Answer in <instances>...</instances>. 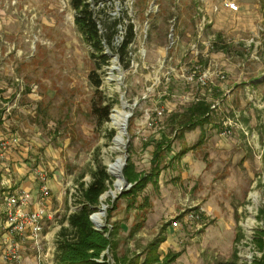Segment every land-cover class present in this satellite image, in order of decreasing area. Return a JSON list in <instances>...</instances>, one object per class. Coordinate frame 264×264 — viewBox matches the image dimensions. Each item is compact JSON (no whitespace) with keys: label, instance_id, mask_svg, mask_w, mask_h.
<instances>
[{"label":"rangeland","instance_id":"obj_1","mask_svg":"<svg viewBox=\"0 0 264 264\" xmlns=\"http://www.w3.org/2000/svg\"><path fill=\"white\" fill-rule=\"evenodd\" d=\"M198 1L209 14L220 2L179 0L177 29L181 41L168 52L167 34L177 0H93L91 9L101 35L116 32L113 48L104 46L108 64L97 71L102 85L96 94L88 79L96 60L74 23L76 13L69 0H0V90L5 92L4 100L11 102L5 107V125L0 130V144L8 145L5 151L0 146V174L13 164L7 151L12 148L11 154L21 157L12 147L13 138L20 144L26 140L22 124L15 122L28 117L16 113L19 118L15 119L13 113L17 111L13 107L15 96L21 91L17 83L22 81L20 104L28 103L33 96L44 108L41 115L46 121L39 125L44 138L51 140L59 154L55 170L61 172L63 191L73 211L77 208V184L91 181L96 159L106 167L112 184L95 211L103 212L107 223L115 228L114 234H121L120 227H147L146 233L162 240L161 229L166 227L163 233L175 250L168 249L166 254L182 253V261L172 264H246L255 259L264 264V253L259 252L256 243L258 235L264 233V219H258L259 211L264 209V0H235L238 12H245L242 4L251 11L243 17L218 16L206 31V37L215 38L211 59L225 76L215 84H232L228 89L216 88L213 93L215 99L223 98L224 102L203 128V145L180 158L189 153L193 164L203 165V176L185 163L172 160L181 148L197 144L202 134L199 127L182 130L181 118H173L191 105V95L196 96L195 88L180 80L179 69L192 59L191 55L183 57V53L195 40L193 15ZM129 25L135 39L122 57L121 40ZM254 34L261 43L257 49L254 44H246L250 39L233 38ZM207 63L208 59L201 58V68ZM93 100L102 101L100 106L111 104L110 114L121 102L126 103L130 118L122 153L110 151L118 131L111 126L110 115L107 122L98 124L92 114ZM156 111L161 112L157 119ZM161 139L170 142L172 153L164 155L159 189L148 185L135 200L118 199L119 193L129 190L122 185L111 195L116 178L109 172V165L119 157L125 164L130 158L138 172L148 174L156 140ZM186 197L187 206L182 207ZM114 202L115 209L111 210ZM205 207L215 211L217 219L204 217L205 225L199 231L193 223H184L180 230L171 227L181 210L205 215ZM63 215L58 216L60 220ZM47 229L51 230L50 224ZM128 234L126 231L120 235L114 255L117 259L125 257L121 264H140L142 255L137 253L145 248L126 244ZM41 241L26 247L27 258L33 264H51V241Z\"/></svg>","mask_w":264,"mask_h":264},{"label":"trees","instance_id":"obj_2","mask_svg":"<svg viewBox=\"0 0 264 264\" xmlns=\"http://www.w3.org/2000/svg\"><path fill=\"white\" fill-rule=\"evenodd\" d=\"M71 8L75 11L76 16L74 23L78 31L83 36L84 41L91 46L93 53L91 57L96 60L95 70L90 72L88 79L91 86L98 94L99 88L102 85V80L97 75V71L102 66L108 64V57L104 54V46L112 47L115 31L112 35H101L98 29V23L95 21L93 11L89 1L93 0H69ZM96 3L110 0H94ZM115 28V27H114ZM135 35L132 25H129L125 35L122 38L120 52L126 56L128 47L134 42ZM128 67V64L125 66ZM102 105V101L93 100L92 114L96 116L99 125L109 120L110 105ZM210 105L206 102H199L191 104L185 112L179 116H174V119L180 117L179 122L182 130L192 131L196 127L201 130V138L198 143L190 148H181L180 152L172 157V160H179L187 152L194 150L203 143L202 136L204 135L203 128L209 124ZM173 121V119H172ZM183 132V131H182ZM114 132H110L112 136ZM147 145V144H146ZM172 153L170 142L157 141L155 143L154 151L151 157V170L148 174L138 173L134 163L129 158L126 161L123 170V177L131 188L123 192L118 199L125 198L127 200H135L140 192H143L148 185H151L155 190L158 188L159 176L161 174V163L164 155L168 156ZM91 181L86 183L77 184V208L75 211L64 215L61 222H66L68 227L62 226L57 242L54 261L55 264H108L106 257H102L104 251L109 249L115 264H121L124 261L118 260L114 255L115 244L112 242L114 232H109L108 236L105 234L107 229L97 231L94 229L90 221V215L97 209L100 203V197L107 191L108 186L112 184V179L106 171V167L98 160L95 159V169L90 172ZM84 176L80 177L82 180ZM117 199V200H118ZM116 202V200H115ZM115 202L112 204V209H115ZM131 204H134L133 202ZM261 217H264V209L260 212ZM259 237L256 238L258 250L264 253V233L261 232ZM160 241L152 243L148 247V252L142 264H172L178 258V254H168L163 260L157 253ZM101 260V261H100ZM126 264V263H125ZM128 264V263H127ZM217 264H236L235 261L219 262ZM253 264H263L261 259H255Z\"/></svg>","mask_w":264,"mask_h":264},{"label":"crops","instance_id":"obj_3","mask_svg":"<svg viewBox=\"0 0 264 264\" xmlns=\"http://www.w3.org/2000/svg\"><path fill=\"white\" fill-rule=\"evenodd\" d=\"M216 6H218V5H216ZM247 6H248L247 4L241 5V10L245 11L243 13L241 11H240L241 13L240 12L233 13V12L229 11L228 9H224L223 7H221V8H219L217 13L209 14L210 11H208L207 16H209L211 18L212 22H213V19L215 20L216 17H218V16H220V18H223V17L224 18H228V17H235L236 18V16L243 17V16H246L247 13H249L251 11V10L247 11V9H248ZM233 38L234 39L240 38L243 40L250 39L249 41H246V44L247 45L248 44L249 45L254 44L255 49H257V47L261 45V43L259 42L260 39H258L259 36L257 34H254L253 36L247 37V38H242L241 35H234ZM255 39L257 41L253 42ZM256 81H257V79L252 81L251 83L256 82ZM231 84H232L231 81H222V83H220V84L216 83L214 86H212L210 88L209 92L207 91L209 94L207 93V94H205V97H203L202 102H206L210 105V110H209L210 118L212 117L213 112L218 110L219 105L222 102H224L223 98L222 99H220V98L215 99L214 98L213 93L216 91V88L228 89L231 86ZM17 86L20 87L21 91L19 94L18 93L16 94L15 100L13 102L14 105L13 104L12 105L14 108L17 109L18 112L13 111V113L14 114L17 113L18 116H19V114H21V115L23 114L22 116H27L29 119V120L28 119L26 120V118L21 117V119L19 121L15 122V124H18V123L22 124L21 130L25 133L24 136H25L26 140H23V142L21 144L19 143V140L17 138H13V140H12V142L15 143L14 145L12 144L13 145L12 147L16 148L15 150L19 151L18 154L21 157L16 156V154H11L12 148L9 151H7L8 154L10 155V161L13 164L9 168L4 169V171H5V172H3L4 174H0V177L2 178L0 181V194L1 195L5 194V193L16 194V193L22 192V191L29 192L31 194L32 199H31L28 210H30V211L38 210L40 208V206L38 205V199L40 196V189H39L40 185H39V183H38V181L34 175V169H38V170L43 171L47 174V177H48L47 187L50 191V196L46 200V202L44 203V206H43V208L45 210V213L43 216V222H44L45 229H44L43 235L41 236V239H42L41 242H44V241L50 242L51 241V264H55L54 257H55V252H56V246H57L56 242H57L58 234H59L62 226H64V228L68 227L66 222H63V224H62V222L58 216L62 212L64 213V215H68L69 213L73 212L74 208H71L70 199L68 197H66V195L63 191V181H62V177H61V172L60 171L58 172L55 170L59 164V162L57 161L59 159V154H58L57 150L51 146V140L48 138L47 139L44 138L45 135L43 132V128L39 125L41 123H44L43 122L44 120L46 121V118L41 115V109H44L41 106V101L38 102L37 99L33 98V96H32V97L28 98V100H29L28 103L21 105L20 104L22 101V97H21L22 88H21V86H23V88H24L22 81L19 84L17 83ZM232 88L233 87H231L230 89H232ZM4 94H5V92L3 90H0V130L5 125V122H4L5 107H7V105L9 103H11V102H7L4 100L5 99ZM226 94H228V91H226ZM250 97L252 98L253 96H250ZM215 105H216V107L214 109L211 108L212 106H215ZM17 114L15 116V119L19 118L17 116ZM156 141H158V140H156ZM204 142H205V139L203 140V143ZM203 143H202V145H203ZM199 147H197L195 149H198ZM195 149L189 151V153L195 151ZM189 153L187 154L188 156L186 158H184L183 160H180V159L175 160L176 163H182L183 162L186 165H188L189 167H191L192 172H197L198 174L201 173V176H203L202 175V173L204 172V170L202 169L203 165H199L198 163L193 164L191 162V157L189 156ZM2 166L5 167L6 165L2 164ZM134 166H135V164H134ZM160 167L162 169L161 170V173H162L164 171L165 167H163L162 165H160ZM135 168H136V166H135ZM204 168H205V166H204ZM150 170H151V161H150ZM51 172L53 173L52 178H51ZM138 173H141V172H138ZM144 174H147V173H144ZM183 175L184 174H182V178H184ZM198 177H199V175H198ZM159 179H160V176H159ZM159 187H160V181H158V188L156 190H158ZM187 203H188V197L184 198V203H182L181 206L186 207ZM62 205H64L65 209H67L69 207V210L68 211H66L65 209L63 210ZM205 208H206V209H204L205 215H202L199 221H195L193 223L194 225H197L196 228L198 231L201 228H203L201 226L205 225L203 223L204 217L206 218V217L212 216V218L217 219V217H216L217 214H215V211H213L209 207H205ZM3 210H4V205L0 201V218H1V214H2ZM184 210L185 209L181 210L177 216L182 215ZM262 210L263 209H261L259 211V214H258L259 220L264 219V217H261V215H260V212ZM106 223H107V221H106ZM48 224L51 225V230H49V231H47L48 230L47 229ZM107 226L110 227L111 230L114 232L115 228L112 225L107 223ZM120 228L122 231V232L120 231V233H121L120 235H124L126 231L129 232V234L127 235V238L125 239L126 244H129V246L133 247V248H136V247L145 248V251L137 253L138 255L139 254L142 255L140 257V261H141L140 264H142L143 261L145 260V258L147 256V252H148L147 249H148L149 245H151L152 243L160 241V244H159V247L157 250V253L160 257V261L163 260L168 254H170V252L166 254L168 249L174 250L173 245L168 243L167 235L165 233H163V231L166 227H162V229H161L162 230V236H163L162 240H159V238H157L153 233H151L152 235L151 234L149 235V233H146L147 227H143V228H140V227H135V228L134 227H120ZM153 229L156 230V227H154ZM178 230H180V229H178ZM181 232L183 234V231H181ZM120 235L119 234L113 235L112 242L115 244V249L117 247L116 242L119 241ZM158 235H159V233H158ZM30 244L32 247H34V245L31 241H27V242L22 244L21 253H22L23 264H33V261L30 260L29 258H27V254L25 253L26 247ZM174 254L175 255L178 254V258L175 260V262L177 261V263H178L181 260L180 258L182 256V253L176 251ZM124 258L125 257H123L122 259H118V260H120L122 262L125 260Z\"/></svg>","mask_w":264,"mask_h":264},{"label":"built area","instance_id":"obj_4","mask_svg":"<svg viewBox=\"0 0 264 264\" xmlns=\"http://www.w3.org/2000/svg\"><path fill=\"white\" fill-rule=\"evenodd\" d=\"M89 2L91 5V1ZM178 6L179 0H177L172 7L174 14L170 20V27L167 34L166 51L168 52L176 49L181 41L177 29ZM221 7L228 9L233 13L239 11V6L235 0H220L219 5L213 7V12L217 13ZM193 20L195 22V40L183 53V57L191 55L192 59L187 63L183 62V66L179 69V77L180 80L195 88L196 96L191 95L192 98L190 103L196 104L203 101L201 98L205 97L206 92L215 85L217 79L224 80L225 76L218 70L217 65H215L211 59L210 51L212 50V42L215 38L213 36L206 37V31L212 24V20L207 16V10L201 5L200 1L195 7ZM205 38L207 39L206 41ZM200 46L204 48L200 49ZM201 58L208 59L205 68H201ZM188 64H191L192 67L187 68ZM215 107L216 106H212L211 108L214 109ZM160 116L161 112L156 111L155 119ZM228 133L230 132L224 131V134ZM0 146L1 150L5 151L8 145L2 143ZM34 175L40 185V196L38 199V205L40 208L38 210H28L32 199L29 192L22 191L16 194L5 193L0 196V201L4 205V210L2 211L0 218V264H23L21 255L22 244L31 241L34 245H38L44 232L43 216L45 210L43 206L50 196V191L47 187L48 177L45 172L38 169H34ZM131 186L132 185L129 184L126 189H130ZM103 208H105V206H103ZM99 213L100 211H94L89 217L90 221L92 222L94 229L97 231L107 229L108 232L105 235L108 236L109 232L112 230L107 226L105 216L99 215ZM201 216V211L187 209L183 211L182 215L171 221L170 225L173 229H180L184 223L192 224L195 221H199ZM104 256L106 257V263L115 264L109 249L103 252L102 257ZM246 264H253V262L249 260Z\"/></svg>","mask_w":264,"mask_h":264},{"label":"bare ground","instance_id":"obj_5","mask_svg":"<svg viewBox=\"0 0 264 264\" xmlns=\"http://www.w3.org/2000/svg\"><path fill=\"white\" fill-rule=\"evenodd\" d=\"M126 110V103L121 102L120 106L116 107L110 115L111 126L118 131V134L113 140V146L110 147V151L112 152L122 153L126 147L125 137H127L126 130L130 118V113ZM123 165L124 161L121 157L117 158L113 164L109 165V172L116 178V182L114 184L115 191L111 192V195H115V193L121 190L122 185H124L121 175ZM99 215H103V212Z\"/></svg>","mask_w":264,"mask_h":264},{"label":"water","instance_id":"obj_6","mask_svg":"<svg viewBox=\"0 0 264 264\" xmlns=\"http://www.w3.org/2000/svg\"><path fill=\"white\" fill-rule=\"evenodd\" d=\"M126 164L124 163V166H125ZM122 179H123V177H122ZM123 181H124V187L126 188L129 184L123 179ZM120 195L122 194V193H119ZM101 198V197H100Z\"/></svg>","mask_w":264,"mask_h":264}]
</instances>
